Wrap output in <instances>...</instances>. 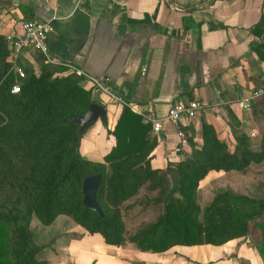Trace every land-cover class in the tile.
<instances>
[{"label":"crops","instance_id":"crops-1","mask_svg":"<svg viewBox=\"0 0 264 264\" xmlns=\"http://www.w3.org/2000/svg\"><path fill=\"white\" fill-rule=\"evenodd\" d=\"M260 13L264 0H0V34L18 31L25 17L49 20L54 31L47 38L48 62L61 66L56 73L71 72L70 65L98 76L137 113L162 116L177 99L204 102L196 116L177 124L182 135L166 119L159 131H149L157 138L151 162L164 169L167 160L200 145L201 121L211 123L229 149L237 132L249 135L254 120L239 100L264 93V60L251 48L261 37L250 31ZM40 56L30 49L17 57L37 70ZM80 83L104 104L105 122L97 118L83 131L78 150L102 160L115 142L111 130L123 105ZM218 98L223 103L214 105ZM224 172L210 169L199 181ZM42 225L34 239L29 219L45 264H263L248 235L151 251L105 243L100 233L63 213Z\"/></svg>","mask_w":264,"mask_h":264},{"label":"trees","instance_id":"trees-1","mask_svg":"<svg viewBox=\"0 0 264 264\" xmlns=\"http://www.w3.org/2000/svg\"><path fill=\"white\" fill-rule=\"evenodd\" d=\"M250 31L261 37L251 48L264 60L262 13ZM7 54L0 34V264H45L37 257L40 247L28 222L33 215L48 224L60 213L100 233L105 243L151 251L172 244H220L258 228L253 244L264 264V195L222 189L205 204L196 200L198 181L208 170H242L264 160V93L249 98L252 119L260 120L256 147L240 130L229 149L212 124L201 121L200 145L183 158L167 160L161 169L151 162L157 138L149 134L150 125L123 105L111 130L114 144L102 160H90L81 156L76 123L69 121L95 101L80 76L57 74L61 66L40 56L37 70L18 61L23 73L18 77ZM14 81L16 92L10 90ZM170 171L176 173L174 182ZM92 173L100 175L95 199L101 215L81 202V180ZM141 189L157 194L141 200ZM139 203L142 210L151 203L160 211L129 230L121 210Z\"/></svg>","mask_w":264,"mask_h":264},{"label":"built area","instance_id":"built-area-1","mask_svg":"<svg viewBox=\"0 0 264 264\" xmlns=\"http://www.w3.org/2000/svg\"><path fill=\"white\" fill-rule=\"evenodd\" d=\"M53 31L54 27L49 20L38 17H25L21 20L20 29L18 31L4 34V39L8 44V50L10 49V52H8L6 56V60L10 62V67L15 70L18 77L23 74L21 68L16 66L17 55L20 51L19 49L29 48L37 51L43 55L46 61H48L49 55L47 38ZM69 67L71 72L80 76V81L89 82L90 86H92L98 94L104 95L107 100L128 106V102H126L120 94L111 89L110 86L102 80V78L88 74L74 66L69 65ZM10 90L12 92H16L18 90V83L16 81L11 84ZM258 93H260V91H255L253 95ZM221 103H223V101L220 98L213 102L214 105ZM239 103L242 108H249L248 98H241ZM204 106L205 103L199 99H177L169 105L165 114L162 116H157L151 110H139L138 113L141 117V121L149 123L152 131H159L161 129V120L166 119L176 126V133L178 135H182V132L177 124L185 118H192L196 116Z\"/></svg>","mask_w":264,"mask_h":264},{"label":"rangeland","instance_id":"rangeland-1","mask_svg":"<svg viewBox=\"0 0 264 264\" xmlns=\"http://www.w3.org/2000/svg\"><path fill=\"white\" fill-rule=\"evenodd\" d=\"M7 50L8 44L6 43ZM22 50H30L29 48H21ZM10 52V49L8 50ZM18 56V55H17ZM18 57L16 63L18 62ZM19 64H25L24 62L19 61ZM17 66V65H16ZM17 82V81H16ZM254 120V125L249 132V137L252 142V146L257 145V139L259 135L260 120L256 117ZM168 181L170 182V176L166 174ZM229 189L234 192L244 193L250 196H262L264 195V160L261 162H251L242 170L230 169L224 173L214 174L207 181L200 180L196 189V200L200 205L207 203L214 192ZM2 194L7 195V191ZM157 192L155 190H140L138 196L142 200V195L148 197L155 196ZM135 198V197H134ZM142 203L136 204L133 208L128 209L127 211H122V217L125 223V226L129 230H133L138 227L141 223L148 222L152 220L155 215L160 211L158 205H153L147 203L144 210L141 209ZM36 227L45 228L37 218L32 216L30 218V229L34 235V239H37L35 235ZM258 234V228H251L250 233L248 234L250 243L254 242L255 235Z\"/></svg>","mask_w":264,"mask_h":264},{"label":"water","instance_id":"water-1","mask_svg":"<svg viewBox=\"0 0 264 264\" xmlns=\"http://www.w3.org/2000/svg\"><path fill=\"white\" fill-rule=\"evenodd\" d=\"M105 122V106L101 102L92 101L80 113L72 117L69 121L76 123V135L80 136L83 131L96 119ZM172 181H175V171H170ZM100 180V175L96 173L87 174L81 180V202L84 206L95 210L99 215L102 214L101 208L96 202L95 193Z\"/></svg>","mask_w":264,"mask_h":264}]
</instances>
